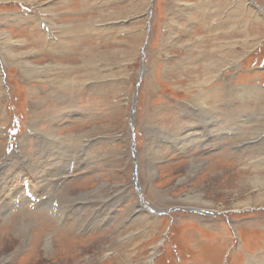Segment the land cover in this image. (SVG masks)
<instances>
[{
  "label": "rangeland",
  "instance_id": "1",
  "mask_svg": "<svg viewBox=\"0 0 264 264\" xmlns=\"http://www.w3.org/2000/svg\"><path fill=\"white\" fill-rule=\"evenodd\" d=\"M255 3L0 0V264H264Z\"/></svg>",
  "mask_w": 264,
  "mask_h": 264
},
{
  "label": "water",
  "instance_id": "2",
  "mask_svg": "<svg viewBox=\"0 0 264 264\" xmlns=\"http://www.w3.org/2000/svg\"><path fill=\"white\" fill-rule=\"evenodd\" d=\"M253 2L255 3V0H253ZM256 4V3H255ZM256 6L257 7H261V6H259L258 4H256ZM262 9H263V7H262ZM145 52H143V54H144ZM140 79H141V77L139 78V81H140ZM138 85H139V82H138ZM138 85H137V87H138ZM136 96H137V94H136ZM131 115H132V118H131V121H130V124H131V126H133V118H134V107L132 108V113H131ZM133 148H134V150H135V153H136V148H135V140H134V142H133ZM133 156H134V158L136 159V154L134 155L133 154ZM138 167L137 166H135V171H134V177H135V179H136V181L138 180L137 179V177H138ZM138 189H140V188H138ZM155 210V209H154Z\"/></svg>",
  "mask_w": 264,
  "mask_h": 264
},
{
  "label": "bare ground",
  "instance_id": "3",
  "mask_svg": "<svg viewBox=\"0 0 264 264\" xmlns=\"http://www.w3.org/2000/svg\"><path fill=\"white\" fill-rule=\"evenodd\" d=\"M2 33H3V32H2ZM7 34H9V33H7ZM5 36H6V35H5ZM10 36H11V35H10ZM10 36H9V37H10ZM6 37H7V36H6ZM6 37H5V38H6ZM11 38H12V37H11ZM11 38H9V39H11ZM13 38H14V37H13ZM10 41H12V40H10ZM33 52H34V51H33ZM23 53H24V52H23ZM27 53H28V51H27ZM28 63H29V62H28ZM71 87H72V86H71ZM256 181H257V180H256Z\"/></svg>",
  "mask_w": 264,
  "mask_h": 264
}]
</instances>
